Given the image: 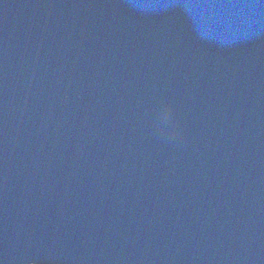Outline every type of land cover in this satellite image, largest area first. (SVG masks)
<instances>
[{"label": "water", "instance_id": "95a60500", "mask_svg": "<svg viewBox=\"0 0 264 264\" xmlns=\"http://www.w3.org/2000/svg\"><path fill=\"white\" fill-rule=\"evenodd\" d=\"M2 264H264V0H0Z\"/></svg>", "mask_w": 264, "mask_h": 264}, {"label": "snow or ice", "instance_id": "6c2138e0", "mask_svg": "<svg viewBox=\"0 0 264 264\" xmlns=\"http://www.w3.org/2000/svg\"><path fill=\"white\" fill-rule=\"evenodd\" d=\"M0 264H2V261H0ZM33 264H34V262H33Z\"/></svg>", "mask_w": 264, "mask_h": 264}]
</instances>
